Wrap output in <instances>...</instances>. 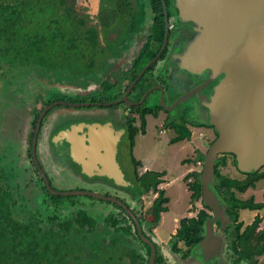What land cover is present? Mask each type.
Wrapping results in <instances>:
<instances>
[{"label": "flooded vegetation", "instance_id": "obj_1", "mask_svg": "<svg viewBox=\"0 0 264 264\" xmlns=\"http://www.w3.org/2000/svg\"><path fill=\"white\" fill-rule=\"evenodd\" d=\"M62 6L61 9L66 15L64 19L68 21L66 24L77 27L81 32L80 36H77L76 48L66 51L74 53L78 49L80 54L78 58L83 64L85 61V68L80 65L78 68L64 65L67 72L75 74L72 75L76 76L74 83L73 81L53 82V85L47 88L45 85L50 83L46 81L40 86L31 83V86H39V91L36 87L32 90L30 85H23V88L14 90L13 97L9 100L21 106L27 105V112L26 115L25 113L20 115L22 123L18 126L14 119L11 122L9 111L7 112L9 109L5 108L6 114L0 128V145L2 146L0 158L5 175L4 183L13 188L18 205L25 208L30 216L39 219H47L55 214L71 216L75 209L90 210L93 206L85 201L70 198L80 196L63 197L52 194L48 189L47 179L50 187L58 192H62L58 189V185H63L67 179L79 180L83 187H86L77 191L95 192L94 190L99 189L101 195L119 199L135 213L142 225L144 235L155 245L154 264L156 262L179 264L178 260L174 261L173 256L181 255L185 260L191 253L186 256L187 249L184 243L176 242L174 237L167 243L158 238L155 231L162 217L160 216L156 227L151 229L153 225L146 223L147 211L151 207L148 209L144 207L143 197L142 201H139L130 192L97 179L84 178L81 173L76 172L68 160L67 145L69 144L66 142L54 144L53 136L60 128L75 122L109 123L112 128L122 131L116 151V157L121 166L119 150L125 138L129 140L128 128H140L142 121L145 120L147 132L148 119L152 118L162 120L167 127L169 126L175 134L174 138L180 135L176 126L189 130L191 132L189 141L193 135L192 129L199 126L205 130L202 133L203 137L210 135V141H206L201 135V145L208 149V145H211L219 136L209 122L206 107L218 81L211 80V76L195 82L188 80L187 76L184 77L181 74L177 76L174 61L178 43L195 34V25L192 22H184L180 18L176 0H63ZM119 25L133 27V35L124 37V40L117 45L107 43L104 39L106 32ZM152 61L155 62L139 78L144 68ZM179 101L180 103L176 104ZM31 103L32 107L28 108ZM147 110L149 113L143 116L142 113ZM139 134L135 136V139ZM134 147L135 141L132 150ZM261 170L264 171V168ZM124 174L125 178L133 184L125 172ZM240 174L244 176L240 181H245L247 173L240 172ZM165 176L162 177L163 183H165ZM59 198L64 199L61 201ZM250 198L239 199L248 201ZM198 202L203 204L201 200L194 202L195 208L193 207L192 213L196 214L186 218L197 216L200 211L196 208ZM107 203L112 209L105 218H100L102 220L98 222L99 226L94 233L105 240L103 243L105 246L114 245L115 249L118 246L129 247L140 255L141 264H150L152 248L142 241L138 231L136 233L133 229L130 235L124 236L122 233L119 234L114 226L106 224L107 217L112 216L116 219L122 214L121 211L129 225L132 222L135 224L125 209L117 204ZM226 205L230 223L224 227L218 222L214 224L215 233L224 236L222 253L217 264H264V253L256 256L253 253L241 252L249 247L257 246L258 242L254 241V238L259 237L264 231V227H260L262 218L259 214L255 217V219L261 218V223L254 232L251 242L235 240L237 238L235 237L236 224L243 223L240 234H244L246 227L252 225L255 219L251 224L245 225L240 217L235 223L228 212L227 202ZM212 215L211 212V217ZM135 227L137 230L136 224ZM114 238H122L126 242L118 244L115 242L112 245ZM261 246L264 247V241L261 242ZM177 249L182 251L177 252ZM159 260H162V263H159ZM203 261L201 256L197 264ZM204 263L212 264L210 261H204Z\"/></svg>", "mask_w": 264, "mask_h": 264}, {"label": "water", "instance_id": "obj_2", "mask_svg": "<svg viewBox=\"0 0 264 264\" xmlns=\"http://www.w3.org/2000/svg\"><path fill=\"white\" fill-rule=\"evenodd\" d=\"M176 4L180 18L195 25V34L177 45L176 74L193 82L208 76L218 81L206 107L209 122L219 136L208 145L201 172L202 199L213 215L205 222L203 240L191 255L185 260L181 255L173 258L179 264H197L202 256L204 261L217 264L224 236L215 233L214 224L218 222L224 227L230 223L226 202L216 189L218 158L234 155L242 173L264 168V0H176ZM154 62L144 68L139 78ZM121 134L109 123L75 122L60 128L53 143L69 144L68 160L84 178L133 192V184L125 178L116 157ZM46 181L54 195L88 196L125 209L135 221L142 241L151 246L150 264H154L155 245L144 235L140 221L126 204L96 192H58ZM204 261L200 264H205Z\"/></svg>", "mask_w": 264, "mask_h": 264}, {"label": "trees", "instance_id": "obj_3", "mask_svg": "<svg viewBox=\"0 0 264 264\" xmlns=\"http://www.w3.org/2000/svg\"><path fill=\"white\" fill-rule=\"evenodd\" d=\"M62 4L63 0H0V73L19 65H26L27 68L46 63L50 66H60V58H54L46 54L44 50L48 46L53 49L54 42H58L59 46L60 42L65 43L67 33L70 37L66 49L76 48V39L81 33L77 27L66 24L68 21L64 19L66 15L61 9ZM44 12L48 13L47 22L39 21V19L43 20L42 17L36 18L39 13L43 15ZM64 45L60 50L65 47ZM30 80L29 85L34 90L36 86H31ZM36 88L39 90L40 87ZM3 93H6V98L9 97L6 90ZM148 113L149 110L144 111L142 115L145 116ZM176 130L180 135L174 138L173 142L191 137V132L187 129L176 126ZM140 132L146 134L145 120L142 121L140 128H128L132 148L135 136ZM229 156L233 157V164L237 167L234 155L220 156L215 167V183L218 193L229 205L228 212L231 218L237 223L240 211L264 209V202L256 203L253 197L248 201H242L238 197V193L255 188L258 182L264 180V171L245 174L247 176L245 181L224 176L221 174V167L227 165ZM204 158L205 156L202 159L200 156L202 162ZM133 163L134 191L130 194L139 201H142L143 195L151 191L158 195L146 216V223L152 224V229L158 224L162 213L168 211L167 204L170 199L166 196L165 190L160 189V185L164 182L162 177L166 175V172H146L140 175L138 173L140 163L134 159ZM4 177L0 158V264H136L131 261V254H136L135 250L125 246H118L115 249L114 245L103 244L105 240L94 233L99 223L84 210L76 211L71 216L55 214L47 219L30 216L25 208L18 205L13 188L4 183ZM189 177L195 179L188 185L192 192V202L194 204L201 200L203 207L195 218L182 219L174 236L176 242L184 243L187 249L186 256L203 240V226L212 212L202 200L201 172L189 174L186 180ZM59 199L62 201L64 198ZM118 209L122 210L119 207ZM121 213L116 219L112 216L107 217L106 224L114 226L119 234L122 233L124 236L130 235L133 229L137 233L135 224L131 221L132 224L129 225L122 211ZM122 223L125 224L121 225ZM260 223L261 218L257 217L252 225L246 227L244 234H240L243 223L236 224L235 237L237 238L235 240L251 242ZM117 225L119 226L116 227ZM74 229L75 233L69 236ZM254 241L258 242L256 247H249L241 252L262 255L264 247L261 246V242L264 241V231L259 237H255ZM159 263H162V260H159Z\"/></svg>", "mask_w": 264, "mask_h": 264}, {"label": "rangeland", "instance_id": "obj_4", "mask_svg": "<svg viewBox=\"0 0 264 264\" xmlns=\"http://www.w3.org/2000/svg\"><path fill=\"white\" fill-rule=\"evenodd\" d=\"M55 9V8H54ZM39 19V18H41ZM48 13L44 12L43 15L39 13L36 18L39 21H46L47 22ZM119 30H116V29ZM133 27L127 25H119L114 28L109 29L106 32V36L104 39L107 43H115L116 45L124 40V37H128L133 35ZM115 35V36H113ZM80 36V33H79ZM108 36V37H107ZM67 40L65 43L60 42V46L58 42H54L52 48L48 46L44 52L46 54L52 55L54 58H60V66H50L46 64H38L32 68H27L26 65H19V66H12L11 69H6L4 72L0 73V128L3 125V118L6 114L5 108L9 109V116L10 120L14 119L17 125L20 126L22 120L20 119V115H26L27 105L21 106L15 104L14 101L9 100L13 97V94L19 89V87L23 88V85H29L28 82L30 79L32 80L31 83H35L40 86V84L44 82L47 83L45 87H49L53 85V82L56 83H66L76 81L75 77L70 72H67L65 64L69 66L72 65L74 68H78V65L81 67L84 66L85 68V61L84 64L82 60H79L80 57L78 49L71 53L66 51L68 45V39L70 35L67 33ZM106 41L104 43H106ZM77 42V39H76ZM81 43V42H80ZM65 44L64 48L62 45ZM80 50V49H79ZM60 51V52H59ZM52 57V58H53ZM69 62V63H68ZM87 62V61H86ZM88 67V66H87ZM13 68V69H12ZM67 74V75H65ZM81 84H83L81 82ZM80 86V85H79ZM53 88V87H52ZM6 90L9 93V97L6 98V93H3ZM39 91V90H38ZM37 97V95H36ZM16 98V96L14 97ZM13 98V99H14ZM35 99H32V103ZM13 102V103H12ZM32 103L28 108L32 107ZM4 104L5 107H4ZM17 108L21 110L17 111ZM14 111L16 114H14ZM13 114V117L11 115ZM26 124V123H25ZM202 128L199 126L192 129V138L189 141L180 140L177 142H173L175 134L172 133L169 126L165 125L162 120H156L149 118L148 125H147V132L145 135L139 134L135 139V147L132 150V146L130 141L125 138L123 145L120 147L119 150V161L121 166L126 173V175L133 181V172H134V165L132 158H134L137 162L141 163L138 167V172L143 174L147 170L150 172H166L165 176V183L160 185V189H164L166 191V196L170 198V203L167 204L168 211L164 212L162 217V222L157 225L156 234L158 238L167 243L173 239V235L179 229L180 222L183 218L188 216H194L196 213L193 212V207L195 206L192 202L191 195L192 192L189 190V183H193L194 177H189L186 180V177L191 173H198L196 171L197 164L202 162V158L206 156L208 149L203 148L201 145V135L203 133ZM162 131V132H161ZM205 131V130H204ZM174 132V131H173ZM0 137H1V129H0ZM204 138L206 141H210V135L205 136ZM2 146L0 145V149ZM201 156V159H200ZM205 159V158H204ZM198 169V167H197ZM203 169V166L200 170ZM221 174L227 176L232 179H239L242 180L244 178L243 175L240 174L237 167L233 164V157H228L227 165L225 167H221ZM58 189L62 192H69V191H77V189H86L83 187V184L79 180H66L63 185H58ZM89 189V188H88ZM97 193H101L99 189L94 190ZM264 180L257 183L254 189H249L245 194L238 193L239 198L245 200L250 197H254L257 203L264 202ZM158 195L155 194L153 191L149 192L146 195H143V202L144 207L146 209L152 207L154 201L157 199ZM71 199H77L78 201H85L87 204H92L91 209H84L87 214L92 217L97 222H100L102 218H105L108 212L111 211V205L104 201L94 200L92 197L88 196H80V197H70ZM66 201V200H65ZM197 210L201 209L202 205L201 202H198ZM83 210V209H80ZM79 211V209H75L74 213ZM103 214V215H101ZM260 215L262 218V223L260 225L261 228L264 227V210L258 211H250V210H243L241 211V222H244L245 225H249L253 222L256 215ZM60 222V221H59ZM75 228V226H73ZM72 232L69 233V236L75 233V229L71 230ZM75 237V236H74ZM118 244L119 242H126V240L120 238H114L112 241L113 244ZM132 250V249H131ZM131 254V252H129ZM140 255L138 253L131 254V261H134L136 264L139 262Z\"/></svg>", "mask_w": 264, "mask_h": 264}, {"label": "built area", "instance_id": "obj_5", "mask_svg": "<svg viewBox=\"0 0 264 264\" xmlns=\"http://www.w3.org/2000/svg\"><path fill=\"white\" fill-rule=\"evenodd\" d=\"M162 132V131H161ZM203 166V163H201V162H199L198 164H197V167H198V169H197V171H198V173H200V172H202V170H200V168Z\"/></svg>", "mask_w": 264, "mask_h": 264}, {"label": "crops", "instance_id": "obj_6", "mask_svg": "<svg viewBox=\"0 0 264 264\" xmlns=\"http://www.w3.org/2000/svg\"><path fill=\"white\" fill-rule=\"evenodd\" d=\"M196 167V170H197V166H195ZM148 171V170H147ZM170 199V198H169ZM170 203V202H169ZM156 231H157V229H156ZM156 231H155V233H156Z\"/></svg>", "mask_w": 264, "mask_h": 264}]
</instances>
